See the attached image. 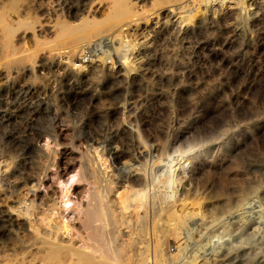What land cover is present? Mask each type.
<instances>
[{
    "label": "rangeland",
    "instance_id": "1",
    "mask_svg": "<svg viewBox=\"0 0 264 264\" xmlns=\"http://www.w3.org/2000/svg\"><path fill=\"white\" fill-rule=\"evenodd\" d=\"M109 1L0 0L1 208L22 196V179L32 178L29 188L37 186L32 191L35 201H59L64 206L59 215L78 245L82 243L78 235L85 233L79 220L81 207L94 187L80 168L83 157L96 160L108 175V170L117 169V186L125 184L117 191L126 185L149 191L156 185L149 173L159 175L168 162L166 171L179 191L170 208L178 209L177 201L183 200L190 209L188 236L178 248L170 240L162 241L164 218L167 228L171 214L156 215L150 206L147 237L140 234L136 225L141 207L137 211L132 201L136 216H131L135 212L130 204L124 206L127 210L118 208L115 228L128 245L123 257L128 261L141 252L151 258L152 237L158 233L164 264H264V0H247L240 31L233 28L237 11L229 2L211 17L200 3L201 18L194 20L188 4L177 11L171 2L136 0L138 20L120 29L124 43L119 54L129 61L125 65L118 63L119 54L114 58L111 52L116 43L99 44L96 37L82 42L79 49L55 46L58 39L52 38L58 24L73 26L82 18L101 17ZM38 40L50 47H37ZM30 52L32 62L20 61L18 54ZM124 160L143 167L137 184L127 174ZM39 211L36 218L49 223L51 211L45 207ZM121 214L129 220L123 216V221ZM158 221L163 226L157 227ZM0 234V253L19 250V229L8 226Z\"/></svg>",
    "mask_w": 264,
    "mask_h": 264
},
{
    "label": "bare ground",
    "instance_id": "2",
    "mask_svg": "<svg viewBox=\"0 0 264 264\" xmlns=\"http://www.w3.org/2000/svg\"><path fill=\"white\" fill-rule=\"evenodd\" d=\"M161 1H165L166 3L171 2V4H169V6H172V9L177 10V11L183 9V7L185 6L184 4H188V8L190 9V15L189 16L191 18H194V20H199L201 18L200 13L198 11V9H199L198 6L200 3H202L203 8L206 9L207 14H208L207 16L211 17L214 10H216L217 8H220L222 6V4L229 2L233 6V8L237 11V17L233 21V28L235 30H239V31L244 28L243 27L244 26L243 12L246 11L245 9L247 7L245 8V6H246L247 0H199L198 4H197L198 0H150V2H152V3H157V2H161ZM135 2H136V0H110L108 2L109 4L107 6L105 14H103L101 17H92L90 19H84V20L82 18L79 23H77L73 26H70V25L68 26L67 24H64V23L58 24L59 27H58V29H56V34L52 38V39H54L55 37H57V38H55V40L58 39V42L56 43L55 46H57L58 44H64V45L66 44L67 47L71 50L76 49V48L79 49L80 46H82V45L84 46V44H81L82 42L86 43L87 40L89 41L90 38L96 37L98 39L96 41H98V43L101 42L104 45H107V44L111 45L112 42L116 43L115 46L114 45L111 46L114 49L110 47L111 49H113L111 52L115 53L114 54V58H115V55L119 54L120 49H121V45L124 43V40H122L123 38H122V33L120 32V29L125 24L128 25L129 22L137 19L138 18L137 16L141 12L139 10V8L137 6H135ZM157 5H158V3H157ZM247 6H248V4H247ZM165 8H166V6H165ZM203 8H201V9H203ZM189 9H187V10L189 11ZM185 12H187V11H185ZM180 19H182V18H180ZM26 22H28V21H26ZM6 29H7V35H9L10 34L9 26H7ZM124 29H125V27H124ZM111 30L113 33L115 31L114 35H112L113 34L112 32L109 33V31H111ZM119 33H121V37L119 36ZM9 39L10 38H8V40ZM11 40H10V43H11ZM91 40L92 39H90V41ZM46 42L47 41H45V43H44V42H41L40 40H38V41H36V46L38 47V44H39L43 47L45 45L50 47L49 43L48 42L46 43ZM101 43H99V44H101ZM34 44H35V42H34ZM87 44H88V42H87ZM99 44L96 45V48L99 46ZM92 45H94V44L92 43ZM89 46H86V47L88 48ZM126 46L127 45H125L124 47H126ZM128 46H129V44H128ZM91 47L93 48V46H91ZM3 50H5V48ZM82 50H85V49H82ZM128 50H126V51L129 52ZM109 51L106 50V53ZM123 51L124 50H122V52ZM126 51H124V52H126ZM33 54H34V52H30L28 54L20 53V54H18V57H19L20 61H26V60H30L31 59L30 56ZM35 55H37V54H35ZM126 55H128V54H126ZM118 56L120 58V60L118 59L120 62L117 61L119 64L122 63V65H125L129 62V61L127 62L128 56L126 57L125 54H123V55L119 54V55H117V57ZM74 57L76 58L74 60L79 59V56H74ZM112 58H113V56H112ZM0 59H2V58H0ZM15 59H16V57H15ZM1 61H3V60H1ZM16 62H17V60H16ZM17 64H18V62H17ZM76 64L80 65L79 63H76ZM77 67L78 66H76V69H77ZM93 143H95V142H93ZM90 144L91 143L89 142V145ZM33 149H34V147H33ZM145 150L147 151V149H145ZM48 151L51 153L50 149H48ZM48 151L46 152L47 154L49 153ZM91 151H93V150H91ZM141 151H143V150H141ZM147 153L148 152H146V155H147ZM83 156H85V155H83ZM93 157H95V156H93ZM83 158L84 159H83L81 166H80L82 173H83V176L87 175L88 177H90L92 182L94 183V187H92L93 185L91 183L90 185H92V186H90V188L92 187L93 189L91 192L89 191L90 193L88 192V194H89V196H88L89 198H87L88 201H86L85 204H83L84 206L81 207V209H82L80 212L81 215L78 212L79 210L77 211L80 215L79 220L81 221V226L83 228V231H85L84 234L81 232L83 235L82 234L78 235L79 238L81 237L82 243L81 244L79 243L78 245L75 244L76 240H74L72 238L68 224L66 222H64L62 220L61 216L59 215L60 214L59 213L60 208L63 205L61 206L60 203H58L59 201L55 202V201L49 200V201H51V202H49V204L46 202L43 203V202L35 201V199L33 198V192L32 191L37 186L32 187V189H30L29 186H31V184H32L31 183L32 178H25V179H22V182H21V184L24 185V188L22 185V188H23V191L21 193L22 196H18V197L16 196L15 198H13L11 200L10 206L9 207L7 206L8 209L6 207L7 203L5 205L6 209H2L0 206V232H2V234L4 231L6 232L8 226L9 227H11V226L16 227L17 229H19L22 232V236L20 237L19 241L18 242L16 241L18 243L19 250L16 251L15 249H11L10 251L0 253V264H164V262H165L164 256L163 255H162L163 257L161 256V253L163 251L160 253V250H161L160 248L164 247V246L160 247V245L162 244V241H164V240L169 241L170 240L178 248L180 246V244L183 242V238H185V236L186 237L188 236L187 233H188V225H190L189 224L190 223V219H189L190 218V209L184 203L183 200L177 201V202H180L178 209H174V208L171 209L170 208L171 204H169V203H171V201L175 198V195H176L175 193L178 190L176 188V185L172 182V180H171L172 177L169 174L168 170L166 171V169H168V166H169L167 164L168 162L166 163V167H164L162 165L166 169L165 170L162 169L163 172H161V173H163V174L161 176H160V174H161L160 172H159L160 174L157 176L155 175V172H154V175H155L154 176L153 175L154 170L151 171L152 174H150L151 172L149 173V175L153 176L150 179L152 182L151 181L150 182L151 183L155 182V184H156V185H154L155 187H152L149 191H147L145 189L146 187L142 188V187H135L134 186V188H130L129 185L128 186L126 185V188L127 187L129 188L128 190H125L126 188H124V189H120L117 191L118 186L120 188H123V186H125V184L123 186L121 185L122 187L120 185L117 186V184H116V182H117L116 177H118V176L115 177L114 173L116 175L118 174L117 169H114L115 172H112V173L110 170H108V173H110V175H108L106 172L103 173L100 171V168H101L100 166H102V165L98 166L97 165L98 162L96 160H91V157H89L88 155H86ZM162 158H164V157H162ZM162 158L160 156L159 161H163ZM95 159H97V158H95ZM150 159H152V158H150ZM143 161H145V158ZM149 161H151V160H149ZM149 161H148V163H149ZM168 161H170V160H168ZM125 162L127 163L128 161H125ZM125 162H123V164ZM132 164L130 165L128 162V164H127L129 166V168L127 170L128 173L126 172V170H124V172H126L127 174L133 175V177H134L133 183L137 184L138 181L141 179V176L143 175L140 173L141 168H143V167H141V168L139 167L140 168L139 169L137 167V165H136V167H133ZM163 164H164V161H163ZM110 166H109V168H110ZM98 167H100V168H98ZM106 168H108V167H106ZM125 168H123V169H125ZM145 169H146V167H145ZM150 169H151V166L149 167V170ZM120 170H122V169H120ZM149 170H148V172H149ZM169 170H170V168H169ZM145 173H144V176H145ZM104 174H107V175H104ZM89 183H90V181H89ZM142 183H144V182L142 181ZM147 188H148V186H147ZM115 193H116V196H114ZM132 201H134L133 203H135V204H133L134 207L137 206L136 209L137 208L139 209L141 207V215L139 214L140 217H139V215H137L139 217V218L137 217V219H138V223L136 225L137 229L135 228L136 230L139 231L140 234L145 235L147 233L146 227H147V221H148L147 220V207L148 206H150L152 208V212H154L156 215L157 214L159 215L163 211L169 212L167 214H171L170 215L171 220L168 218H167V220H170L171 223H169L170 222L169 221L167 228H165V226L167 225V221H166V217L164 218L165 219L164 220V222H165L164 229H166V230L164 232H160L162 235V241H161L159 234L156 231V228L161 223V221L157 222L158 224H156L157 227H155V231H156L160 240L158 239L156 234H155L156 237H152L153 245L151 246V250H152L151 258H147V256H143L141 252H138L140 250H138L137 255L135 257L133 256L134 258H132V259H130L131 257L127 258L128 259V261H127L123 257V254L127 253L125 248L128 249V245L125 246V242L123 241V240H125L123 238L124 236H122L123 240L121 237H120L121 239L118 237V235H117L118 230H116L118 228H115V227H116V224L118 222V217L120 215V214L118 215V213L121 210V209L120 210L118 209L119 206L121 208H123L127 204H130L129 209L131 208L133 211L134 208L131 207ZM1 202L2 201L0 200V203ZM173 202L175 203L176 201H173ZM177 202H176V204L178 205ZM42 207L47 208L49 211H51V213L53 215L52 219L50 218L51 220L48 219L49 223L45 224V225H47V228H45L46 226L44 224H42L36 218V215H39L38 214L40 212L39 210L42 209ZM126 207L128 208V205ZM151 208H150V210H151ZM129 209H128V211L130 212ZM138 209H137V211H138ZM124 210H127V209H125V207H124ZM124 210H122V211H124ZM132 211H131V213H132ZM263 211L264 210L262 209V212ZM124 212H123V214H124ZM133 212H135V211H133ZM136 212L133 213L131 216H133L134 214L136 216V214H137ZM244 212H245V210H244ZM254 213L256 215V213L258 214L259 212H253V214ZM55 214H56V216H55ZM245 214L247 215L246 212H245ZM251 214H252V212H251ZM126 215H127V213H126ZM126 215L121 214V218L123 216L125 217ZM150 215H151V213H150ZM237 215L238 214L236 213V217H237ZM248 215H250V214H248ZM45 216H46V214H45ZM135 216H134V220L136 219ZM46 217H48V216H46ZM238 217H240V216H238ZM123 218H122V220H123ZM149 218H150V216H149ZM126 219H127V216H126ZM137 219H136V221H137ZM191 219H193V218H191ZM127 220H129V218ZM127 220H125V223L127 222ZM132 220H133V218H132ZM134 220L132 222H134ZM196 221L197 220H195V223H197ZM253 221L251 220V222H253ZM42 222L44 223V221H42ZM149 222L152 224V226L150 224L149 227L153 228L154 227L153 216H152V218L149 219ZM164 222H162V223L164 224ZM120 223L122 225L123 222H120ZM26 224L28 225V227L30 226L29 230L26 229V227H25ZM128 224H130V222ZM163 224H162V226H163ZM258 225H259V223H258ZM162 226H159L160 230H161ZM126 227H127V225H126ZM134 227H135V225H133L132 229H134ZM127 228H124V229L127 230ZM152 228H150V230ZM124 229H123V231H124ZM190 230H191V228H190ZM64 234L68 235L69 237L65 238L63 236ZM128 234H129V231L127 232V235ZM131 237H132V235H131ZM140 237H141V235H140ZM153 238H156V239L154 240ZM6 239L7 238H5V240ZM129 240L130 239H128L127 241L129 242ZM79 241H80V239H79ZM138 243H140V242H138ZM166 245H167V243H166ZM170 245H171V243H170ZM7 246H8V244H7ZM138 246H140V244H138L137 247ZM143 247H144V245H143ZM166 247H168V246H166ZM172 249H174V248H172ZM166 251H167V248H166ZM135 254H136V252H135ZM138 254H139V256H138ZM175 254H176V252L174 253V255ZM168 255H167V257H168ZM171 255H169V257H171ZM194 255H196V254H194ZM125 257H126V255H125ZM169 257H168V261L170 260ZM171 261H169V262H171ZM206 262H204V263H206ZM207 263L210 264L209 261Z\"/></svg>",
    "mask_w": 264,
    "mask_h": 264
}]
</instances>
